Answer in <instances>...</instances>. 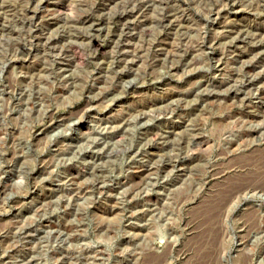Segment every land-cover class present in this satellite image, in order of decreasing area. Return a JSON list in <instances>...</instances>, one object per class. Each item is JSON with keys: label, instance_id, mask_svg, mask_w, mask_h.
I'll use <instances>...</instances> for the list:
<instances>
[{"label": "rangeland", "instance_id": "1", "mask_svg": "<svg viewBox=\"0 0 264 264\" xmlns=\"http://www.w3.org/2000/svg\"><path fill=\"white\" fill-rule=\"evenodd\" d=\"M0 264H264V0H0Z\"/></svg>", "mask_w": 264, "mask_h": 264}]
</instances>
